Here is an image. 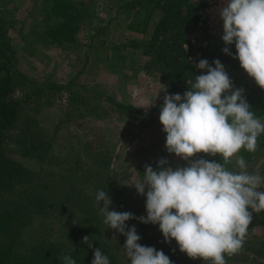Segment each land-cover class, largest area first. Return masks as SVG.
<instances>
[{"label": "rangeland", "instance_id": "1", "mask_svg": "<svg viewBox=\"0 0 264 264\" xmlns=\"http://www.w3.org/2000/svg\"><path fill=\"white\" fill-rule=\"evenodd\" d=\"M1 1L6 17L15 21L8 27L17 57L9 97L24 99L35 87L46 88L44 96L36 100L38 110L33 117L40 127L37 135L47 149L27 155L11 142L12 152L7 153L30 171L28 191L43 187L45 197L61 202L80 187L94 193L104 190L117 198V211L146 216V197L128 186L138 179L137 165L145 160L155 163V169L160 158H166L173 168L186 164L165 147L166 133L159 120L165 93L158 94L165 81L138 68L142 55L135 47L121 49L123 59L111 58L120 43L146 37L128 28L131 12L124 11L126 6L119 0H89L93 18L79 30L78 44L57 46L42 40L43 23L35 0ZM101 39L104 46L99 45ZM49 85L63 87L49 90ZM117 102L133 109H120ZM36 106L30 104L29 111ZM246 164L249 173L264 177V157L257 156ZM235 167L239 172L237 164ZM50 215L41 209L35 216L29 215L26 230H41ZM260 217L263 223H250L242 249L227 257V264H264L263 255L246 247L253 237L264 239V211ZM139 223L136 219L126 221L136 229ZM176 258V264L206 262L193 260L180 250Z\"/></svg>", "mask_w": 264, "mask_h": 264}, {"label": "trees", "instance_id": "2", "mask_svg": "<svg viewBox=\"0 0 264 264\" xmlns=\"http://www.w3.org/2000/svg\"><path fill=\"white\" fill-rule=\"evenodd\" d=\"M35 1L43 23L42 40L57 46L64 44L76 46L79 30L92 21L91 2L89 0ZM119 1L126 6L124 11L131 12L128 28L146 37L143 41L130 39L128 43H120L114 48L115 56L111 58L123 59L121 49L135 47L142 55L138 68L148 74L154 73L160 80L163 79L168 94L181 95L195 82V76L203 74L202 70L195 67L201 59H207L209 64L219 59L234 86L245 90L244 95L251 105L250 110L264 121V89H261L241 68L238 59H233L222 51L225 47L221 40L223 31L205 47L200 45L203 36L198 34L196 44L190 45L187 52L184 50V44L199 30L198 11L204 7V0ZM0 5L3 7L1 0ZM2 7L0 9V264H63L59 258L69 254L75 259L76 264H92L95 248H100L108 256L110 264H130L123 249L126 237L113 229L108 231L95 200L97 192L80 187L72 190L67 194L68 198L60 202L45 197L46 194L41 191L43 187L41 190L28 191L30 171L16 158L7 154L8 151L12 152L11 146L9 147L11 142H14L19 151L27 155L47 149L44 140L37 135L40 127L33 117L34 111L38 110L36 100L44 96L46 88L35 87L25 94L24 99L9 97L14 85L17 57L8 27L14 26L15 21L6 17L5 7ZM104 43V39L99 41L101 46H104ZM199 50L200 54L197 56ZM230 51L233 55L236 54L235 44L230 46ZM60 86L63 87L49 85L47 88L59 89ZM72 95L83 98L77 93ZM32 103H35L36 107H31L32 111H29ZM116 106L120 109H133L131 105L120 102H117ZM12 130L16 132L11 133ZM240 155L246 162L257 156L264 157V134L257 139L256 152L242 149ZM199 158L222 161L218 155L212 157L201 153ZM154 164L145 160L140 162L136 167L137 177H143L145 165L154 168ZM235 165L233 159L226 167L236 172ZM114 191L115 188H112V192ZM111 199L113 205L109 210L117 211L119 202L117 198L111 197ZM39 209L47 210L51 214L50 217L45 218L41 230H26L29 215L35 216V212ZM261 215L262 212L254 214L251 224L263 223ZM137 233L141 236L138 243L154 247L158 251L162 250L172 264H176L178 245L175 240L170 244L164 241L158 224L139 223ZM85 236H89L93 244L92 248L82 243ZM246 247L264 256V239L253 237ZM227 257L225 254V259ZM201 264H211V261Z\"/></svg>", "mask_w": 264, "mask_h": 264}, {"label": "clouds", "instance_id": "3", "mask_svg": "<svg viewBox=\"0 0 264 264\" xmlns=\"http://www.w3.org/2000/svg\"><path fill=\"white\" fill-rule=\"evenodd\" d=\"M219 14L222 51L238 59L241 68L264 89V0H225ZM233 44L235 55L230 51ZM195 67L203 74L195 76L183 95L168 94L162 84L158 92L165 93L159 120L166 133V150L186 166L173 168L166 158H160L155 169L145 165L143 177L128 185L146 197V216L110 211L113 201L107 191L98 190L95 196L103 222L126 237L123 249L130 264L172 262L162 250L138 243L141 236L136 226L129 227L126 221L158 224L164 241L175 240L189 258L227 264L225 254L232 257L242 249L252 213L264 211V177L249 173L240 155L242 149L257 151L264 121L250 110L245 90L234 86L219 59L211 64L201 59ZM201 153L218 155L222 161L199 158ZM234 158L239 172L226 167ZM82 243L93 247L89 236ZM59 259L63 264H76L70 254ZM92 264H110V260L95 248Z\"/></svg>", "mask_w": 264, "mask_h": 264}, {"label": "built area", "instance_id": "4", "mask_svg": "<svg viewBox=\"0 0 264 264\" xmlns=\"http://www.w3.org/2000/svg\"><path fill=\"white\" fill-rule=\"evenodd\" d=\"M205 5L198 11L199 20L197 22L198 32L196 35L190 37L189 41L184 44L187 45V50L190 45H195L198 34L203 37L200 39V45L205 47L209 41L217 38L223 31V21L220 18L219 10L225 6V0H204ZM199 56V53H197Z\"/></svg>", "mask_w": 264, "mask_h": 264}]
</instances>
